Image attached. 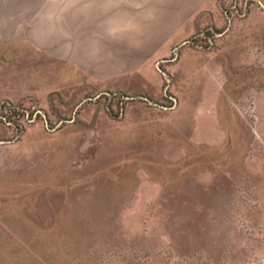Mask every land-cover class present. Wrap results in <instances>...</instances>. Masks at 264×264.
<instances>
[{
  "label": "rangeland",
  "instance_id": "rangeland-1",
  "mask_svg": "<svg viewBox=\"0 0 264 264\" xmlns=\"http://www.w3.org/2000/svg\"><path fill=\"white\" fill-rule=\"evenodd\" d=\"M0 264H264V0H0Z\"/></svg>",
  "mask_w": 264,
  "mask_h": 264
},
{
  "label": "built area",
  "instance_id": "built-area-1",
  "mask_svg": "<svg viewBox=\"0 0 264 264\" xmlns=\"http://www.w3.org/2000/svg\"><path fill=\"white\" fill-rule=\"evenodd\" d=\"M187 42H189V40H187V41H184L183 43H187Z\"/></svg>",
  "mask_w": 264,
  "mask_h": 264
}]
</instances>
